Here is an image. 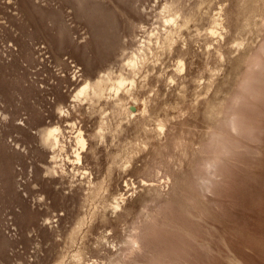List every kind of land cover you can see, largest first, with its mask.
Returning a JSON list of instances; mask_svg holds the SVG:
<instances>
[{"label": "rangeland", "instance_id": "rangeland-1", "mask_svg": "<svg viewBox=\"0 0 264 264\" xmlns=\"http://www.w3.org/2000/svg\"><path fill=\"white\" fill-rule=\"evenodd\" d=\"M164 1L138 0L136 6L140 9L139 14L133 13L117 0H106V4L119 6L118 10H126V15L123 17L120 12L118 18L120 35L125 45L132 46L134 40L141 34L144 35L143 29L142 32L139 29L129 32L128 21H133L136 25L142 23L147 31L151 30L157 25V13ZM198 1L185 0L191 6ZM218 5L224 6L225 25L228 28L224 39L211 36L206 31L209 16L217 10ZM239 5L238 0H206L203 12L183 31V36L177 40L174 48L159 49L157 57H149L142 66L139 77L137 76V91H140L138 96L150 99L148 105L153 119L148 123L149 128H153L155 119H162L166 124V136L162 137V141L170 145L177 138L185 139L184 149L188 151L187 155L183 151L173 150L172 157L167 158L165 155L161 159L174 174H187L190 171L192 149L215 125L216 120L207 117L208 104L224 101L234 91L245 68L249 50L255 49L262 41L264 29L261 30L260 26H250L240 33L235 32ZM37 8L62 10L64 21L72 29L71 35L75 42L91 41L87 23L76 17L67 0H0V21H4L3 26L0 22V136H4L8 146L17 148V156L14 154L16 159L9 163V175L12 182L17 180L19 183H13L16 184L14 187L18 189L17 193L11 194L0 188V264H51L57 255L63 253L67 259L70 252L79 246L84 247V244L91 247L86 254L87 258H96L98 252L103 256L105 250L102 247L95 250L96 238L107 233L110 239L114 238L115 243H118L120 236L126 231L128 222L140 207L145 191L141 186L144 177L141 170L151 161L157 146L154 142L148 151L134 155L127 168L115 166L110 162L111 152L118 150L119 145L125 141L133 139L137 135L134 129L119 133L106 130L104 137H99L95 132L99 108L88 110V104L76 112L71 111L69 116L60 117L55 109L56 104L59 100L66 107L73 103L71 93L80 82V75L89 73L95 76L110 62L98 59L95 48L91 46L92 42L86 53L81 48L73 47L67 39L62 41L63 45L59 48V37H56L58 35L54 24L44 20ZM240 19L243 17L240 16ZM239 41L243 42L240 47L236 45ZM206 44H211L210 48L220 45L223 58L216 60L214 53L206 58L202 53ZM37 45L44 46V53L39 51L43 54L38 61L27 55L29 51L32 52L33 47L38 51ZM88 56L91 58L90 65L84 61ZM177 57H183L185 61V70L180 75L175 71ZM110 60V66L118 68L119 57L112 55ZM62 61L67 63H61ZM206 61L208 65L205 64ZM62 64L65 66H61ZM168 75L175 77L171 84L164 80ZM31 106H37L47 117L44 119L45 123L59 120L65 125L75 119L83 126L89 143L84 166L91 170L95 180H104L108 185V189L101 192L95 202L84 201L87 191L85 178H81V170L66 163L63 165L66 173L62 174L60 169H57L58 172L47 171L48 165L53 166L50 162L51 152L42 147L37 136L30 137L36 132H19L14 126L28 117V108ZM260 109H264V104H261ZM117 120L120 118L113 119V123ZM257 120L259 128L253 141L254 152L241 155V167L221 197V210L212 212L205 220L202 241L206 244L207 252H199L194 264H264V113ZM36 127L37 124H33L32 130L35 131ZM66 128L69 130L67 125ZM66 135L69 136L70 132H66ZM93 148L94 155L91 153ZM3 150L5 149L0 145V164L6 158ZM1 180L0 174V184ZM126 180L134 182L137 187L132 195L133 185L125 186ZM119 191L125 192L127 196L123 206V220H117L110 212L107 214V221L101 220L99 215L92 227L87 223L84 231L78 234L81 237L76 238V244L72 243L75 248L72 244H66L65 227H70L74 216H84L89 222L91 211L101 213V202L105 197L108 199ZM23 207L27 210L30 208V212ZM22 213H26L23 220L20 217ZM4 241L7 242L5 247L2 244Z\"/></svg>", "mask_w": 264, "mask_h": 264}, {"label": "bare ground", "instance_id": "bare-ground-1", "mask_svg": "<svg viewBox=\"0 0 264 264\" xmlns=\"http://www.w3.org/2000/svg\"><path fill=\"white\" fill-rule=\"evenodd\" d=\"M67 1L71 3L76 17L84 19L85 21H83L87 23L91 41L75 42L73 35H71L72 29L64 21L62 10L37 8L44 20L54 24L58 35L56 37H59L57 38L58 47L60 48L62 41L67 39L74 45L73 47L81 48L82 52L86 53L88 48H91L88 46L89 43L92 42L91 46L93 49L95 48V53L98 54V59L103 60H101L102 62L112 63L110 60L112 55L118 56L120 60L118 68L114 69L108 63L109 65L100 69L95 76L84 71L86 74L80 75L82 76L80 82L75 89L73 88L74 91L72 90L71 102L73 103L66 107L58 98L59 102L55 107L57 113L60 117H64L69 116L71 111H78L85 104H88V110L98 107L99 120L96 122L95 132L101 138L104 137L106 130L119 133L129 132L131 128L134 129L137 135L119 145L118 150L111 152L110 162L115 166L120 165L127 168L134 155L137 156L140 152L148 151L154 142L157 143V146L154 149L153 158L141 170L144 174L141 186L145 191L141 197L140 207L132 216L131 221L128 222L127 229L120 236L118 243H115L114 238L110 239L107 233L96 236L95 250L102 247L105 250L103 256H100L98 252L96 258H87L86 254L91 247L88 248L89 246L86 247V244L83 243L84 247L78 245L79 247L70 252L68 260L65 254L61 253L51 264H194L199 252H207L206 244L202 241L205 233L203 227L205 220L212 212L221 210V197L241 167V155L254 152L253 141L257 137L256 132L259 128L257 119L264 113V109H260L261 104H264V32L260 44L255 49L249 50L245 68L234 91L224 101L218 103L213 101L208 104L206 108L207 117L214 118L216 120L215 125L204 134L202 140L192 149L190 171L187 174L179 173V175L174 174V171L165 165L161 159L165 155L167 158L172 157L171 152L173 150L183 151L184 155H187L188 151L184 149L185 139L177 138L170 145L162 141V137L166 136V124L162 119H155V125L153 128H149L148 123L153 119L148 105L150 99L147 100V97L138 96L140 91H137L139 84L137 76L139 77L142 66L146 64L149 57H157L156 53L159 49L172 50L174 48L177 40L183 36V31L203 12L202 8L206 0H199L193 6L187 5L185 0H165L157 13V25L149 31L142 23L136 25L133 21H128L129 32L137 29L142 32L143 29L144 33L143 36L141 34L138 39L134 40L132 46L125 45L126 43L120 35L118 18L121 13V16L124 17L126 12L124 8L118 10L117 7L119 6H110L106 4V0ZM137 1L117 0V2L126 5L133 13L140 14V9L136 6ZM238 1L240 12L234 24L235 32L240 33L250 26H260L261 30L264 29V0ZM32 3L33 6L37 7L35 2ZM240 16L243 19H240ZM206 31L209 35L219 37V39L225 38L228 28L225 25L223 5H218L217 10L209 16ZM6 42L9 41L6 40ZM40 45H37L38 51L36 47H33L32 52H28V58L39 60L40 55L44 53L42 50L44 46ZM236 45L240 47L243 42H236ZM210 47L211 44H206L202 51L203 55L208 58L211 53H214L213 57L216 60H221L223 58L221 46L213 45L212 48ZM41 50L43 53L39 52ZM36 53H38L37 56ZM6 58H3L5 62L7 61ZM90 60L91 58L88 56L84 61L90 65ZM86 63L85 65H87ZM205 64L208 65V62L206 61ZM184 70L185 61L183 57H177L175 61L177 75H180ZM164 80L171 84L175 81V77L168 75L164 77ZM140 81L142 82V80ZM58 93L61 94L60 90ZM28 109V117L26 116L23 121L21 119V122L15 123L14 126L19 132H29V134L36 132L37 134L33 135V133V136L30 137L37 136L42 147L51 152L50 162L53 166L48 165L47 171L58 172L57 169H60L62 174L66 173L65 166L63 167L66 163L72 164L78 171L81 170L83 175L81 178H85V191H87L84 201H94L101 192L108 189V185L105 184L104 180H95L91 170L84 166V157L89 149V143L83 126L75 119L68 121L65 125L59 120H50L45 123L44 119L47 117L45 118L37 106H31ZM47 116L49 117V115ZM117 117L120 120L113 123V119ZM33 124H37L35 131L32 130ZM66 125L69 130H67ZM66 132H70V135L67 136ZM15 144L17 143L15 142ZM0 145L5 149L3 151L6 154L5 161L0 164V174L2 175L0 188L9 191L11 194L17 193L18 189L16 190L14 187L16 184L13 185V183H18V181L12 182L9 175L11 161L16 159L15 153H18L17 148L8 146L2 135L0 136ZM91 153L92 155L95 154L94 148ZM129 181H125V186L133 185V191L130 194L132 195L137 187L134 186V182L130 183ZM126 198L125 192L120 191L108 199L105 197L101 202V213L98 214L97 211L91 209L89 222L84 216H74L71 225L69 224L70 227H65L67 228L64 235L66 244L75 243L78 234L84 231L85 225L89 223V227H92L99 215L101 220L107 221V214L110 212L116 216L117 220L122 221ZM100 200L102 199L100 198ZM95 206L97 207V204ZM23 208L27 210L25 207ZM29 210L27 211L30 212ZM25 215L26 213L20 214L22 220ZM2 244L5 247L7 242L4 241ZM74 246L73 248L76 247Z\"/></svg>", "mask_w": 264, "mask_h": 264}]
</instances>
